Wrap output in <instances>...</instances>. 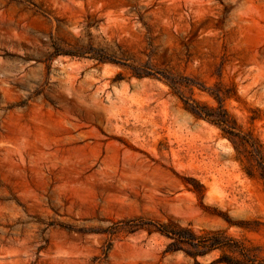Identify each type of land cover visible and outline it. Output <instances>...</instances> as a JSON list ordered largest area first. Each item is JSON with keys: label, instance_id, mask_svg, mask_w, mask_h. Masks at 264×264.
Wrapping results in <instances>:
<instances>
[{"label": "rangeland", "instance_id": "374dc122", "mask_svg": "<svg viewBox=\"0 0 264 264\" xmlns=\"http://www.w3.org/2000/svg\"><path fill=\"white\" fill-rule=\"evenodd\" d=\"M135 218L264 264V0H0V264H195Z\"/></svg>", "mask_w": 264, "mask_h": 264}, {"label": "trees", "instance_id": "16d2710c", "mask_svg": "<svg viewBox=\"0 0 264 264\" xmlns=\"http://www.w3.org/2000/svg\"><path fill=\"white\" fill-rule=\"evenodd\" d=\"M197 112L203 118L210 119L214 123L226 124V121L220 117H214L213 113L204 112L202 108H197ZM230 136H238L246 142L253 146L254 144L250 142L244 136H240L234 130H227L225 132ZM196 192H201L199 186H194L193 188ZM129 225V231L134 232L137 230H146L149 234L153 232H160L161 234L169 237L172 242H170L165 250V253H176L179 251H184L186 254L195 258V264H201L197 258L198 256H203L205 253L222 248H234L236 249L241 258L233 259L223 256L213 263H224V264H261L258 262L254 253H251L250 249L240 240L230 236L225 230H204L202 234H197L192 230V228L187 226H182L177 222H158L150 219L135 218L126 222ZM191 249H189V248ZM194 249V250H192Z\"/></svg>", "mask_w": 264, "mask_h": 264}]
</instances>
